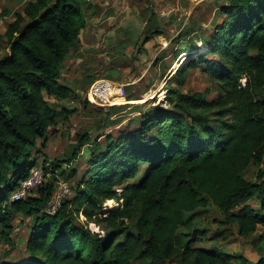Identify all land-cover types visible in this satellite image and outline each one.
<instances>
[{"label":"trees","instance_id":"1","mask_svg":"<svg viewBox=\"0 0 264 264\" xmlns=\"http://www.w3.org/2000/svg\"><path fill=\"white\" fill-rule=\"evenodd\" d=\"M219 11L225 18L203 46L187 43L175 52L184 58L175 70L179 83L190 67L202 66L218 81L217 96L169 85L171 105L144 109L105 134L102 148L96 140L83 172L77 149L67 160L44 155L39 164L38 145L70 117L64 101L72 88L61 77L86 23L83 0H28L16 11L6 29L8 52L0 58V225L7 231L0 237L8 238L18 212L33 221L27 255L15 262L0 258V264H234L242 258L206 240L196 217L213 204L221 223L237 224L240 235L264 227V0H229ZM159 32L152 29L149 38ZM77 138V148L91 142L88 133ZM251 163L259 167L256 181L245 176ZM63 164L71 168L67 179ZM36 167L45 171L44 184L11 200ZM59 178L70 182L73 194L49 213ZM110 198L122 205L105 209Z\"/></svg>","mask_w":264,"mask_h":264},{"label":"rangeland","instance_id":"2","mask_svg":"<svg viewBox=\"0 0 264 264\" xmlns=\"http://www.w3.org/2000/svg\"><path fill=\"white\" fill-rule=\"evenodd\" d=\"M27 2L28 0H0V58L8 52V23ZM228 2L229 0H83L86 23L75 50L64 64L66 67L74 59L71 66L77 65L76 70L71 73L72 68L68 67L69 71L63 70L61 77L62 82L72 88V93L64 101L70 109V117L59 123L58 130L50 135L45 146L39 141V150L43 149L39 164L44 155L49 160H67L72 158V152L77 149L80 152L77 163L80 172H83L89 150L92 147L98 148L94 144L96 140L102 148L106 142L105 134L118 132L144 109L153 104L164 107L171 105L167 99L169 85L183 92L200 91L207 99L216 97L220 90L219 83L202 66L190 67L186 81L179 83L175 70L184 58L180 59L182 54L175 57V52L187 43L203 46V39L213 31L216 22L220 23L225 18L219 8ZM155 18L158 19L159 26L153 24ZM152 29L161 32L149 38ZM80 46L82 48L78 51ZM99 78H110L120 85L121 92L108 106L98 105L85 97L90 85ZM148 94L150 95L146 98ZM54 100L51 98V101ZM115 111L117 113L113 114ZM211 116L216 117L214 114ZM112 119L116 124H110ZM86 133L91 136V142L77 148L78 134ZM70 169L63 164L61 176L68 175ZM258 171L259 167L251 163L245 176L256 181L259 179ZM47 179H52V176L47 175ZM75 179L69 178L68 181L74 183ZM252 203L259 206L256 200ZM79 218L85 224L86 220L81 214ZM196 219L197 224L207 231L206 240L241 255L242 258L234 259V264H255L264 257L263 226H259L251 234L240 235L237 224L221 223L223 214L213 204L202 208ZM10 221L14 227L9 231L8 238L0 237V258L15 262L27 255L26 244L33 219L18 212ZM88 225L96 232L101 230L97 224ZM0 233H7L1 225Z\"/></svg>","mask_w":264,"mask_h":264},{"label":"built area","instance_id":"3","mask_svg":"<svg viewBox=\"0 0 264 264\" xmlns=\"http://www.w3.org/2000/svg\"><path fill=\"white\" fill-rule=\"evenodd\" d=\"M243 84L246 83V78L241 81ZM120 88L117 83L110 78H99L95 80L85 92V97L90 99V101L101 105L108 106L114 102V98L118 97L120 93ZM261 167H264V154L261 158ZM46 180V174L42 167H36L32 170L29 176L22 179L18 188L12 193L11 200H21L26 198L32 191L37 189L39 186L44 184ZM118 192L121 188H117ZM73 194V189L71 184L62 178L58 180V188L52 200H50L46 206V211L49 213H56L60 208L62 201ZM121 200L110 198L104 203L103 207L105 209H111L121 204ZM108 206V207H107ZM80 214L86 220L85 215L82 212ZM90 226L95 224L93 221L89 222ZM98 228V227H97ZM102 231L98 229V232Z\"/></svg>","mask_w":264,"mask_h":264},{"label":"crops","instance_id":"4","mask_svg":"<svg viewBox=\"0 0 264 264\" xmlns=\"http://www.w3.org/2000/svg\"><path fill=\"white\" fill-rule=\"evenodd\" d=\"M81 48H82V47L80 46L79 49H78V51H79ZM74 50H75V49H74ZM72 53H73V51H72ZM67 59H68V58H67ZM67 59H66V60H67ZM66 60H65V63H66ZM74 61H75L74 59H71V63H70V65H67L66 67H64L63 70H67L68 67H71V68H72L71 73H73V72L76 70V66H77V65H72V66H71V64H73ZM65 68H66V69H65ZM81 70H85V69H81ZM67 71H69V70H67Z\"/></svg>","mask_w":264,"mask_h":264},{"label":"bare ground","instance_id":"5","mask_svg":"<svg viewBox=\"0 0 264 264\" xmlns=\"http://www.w3.org/2000/svg\"><path fill=\"white\" fill-rule=\"evenodd\" d=\"M120 86V85H119ZM150 94H148L147 96H146V98L149 96ZM162 96H164V94H161ZM118 99V98H117ZM124 100H120V102H123ZM119 102V103H120Z\"/></svg>","mask_w":264,"mask_h":264}]
</instances>
